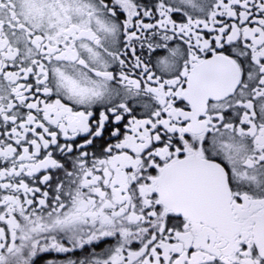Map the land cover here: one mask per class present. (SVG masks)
<instances>
[{"label":"snow or ice","instance_id":"1","mask_svg":"<svg viewBox=\"0 0 264 264\" xmlns=\"http://www.w3.org/2000/svg\"><path fill=\"white\" fill-rule=\"evenodd\" d=\"M0 264H264V0H0Z\"/></svg>","mask_w":264,"mask_h":264},{"label":"flooded vegetation","instance_id":"2","mask_svg":"<svg viewBox=\"0 0 264 264\" xmlns=\"http://www.w3.org/2000/svg\"><path fill=\"white\" fill-rule=\"evenodd\" d=\"M114 68L116 67L115 65L113 66ZM55 181V174H54V177H53V182ZM49 190V194L51 196L52 194V190L51 189H48ZM46 259H56V260H63L64 259V254H57V253H50V254H42Z\"/></svg>","mask_w":264,"mask_h":264}]
</instances>
